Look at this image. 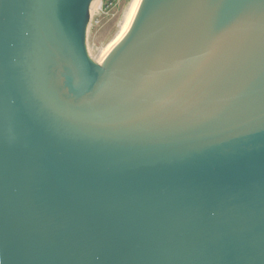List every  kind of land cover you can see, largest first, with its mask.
<instances>
[{"label":"water","instance_id":"95a60500","mask_svg":"<svg viewBox=\"0 0 264 264\" xmlns=\"http://www.w3.org/2000/svg\"><path fill=\"white\" fill-rule=\"evenodd\" d=\"M0 0V264H264V0Z\"/></svg>","mask_w":264,"mask_h":264},{"label":"rangeland","instance_id":"374dc122","mask_svg":"<svg viewBox=\"0 0 264 264\" xmlns=\"http://www.w3.org/2000/svg\"><path fill=\"white\" fill-rule=\"evenodd\" d=\"M133 0H120L117 6L107 15L94 9L88 30V50L91 57L98 61L109 43L116 37L126 21Z\"/></svg>","mask_w":264,"mask_h":264},{"label":"built area","instance_id":"2783aa9c","mask_svg":"<svg viewBox=\"0 0 264 264\" xmlns=\"http://www.w3.org/2000/svg\"><path fill=\"white\" fill-rule=\"evenodd\" d=\"M120 0H99L98 11L102 15H107L117 6Z\"/></svg>","mask_w":264,"mask_h":264},{"label":"bare ground","instance_id":"6f19581e","mask_svg":"<svg viewBox=\"0 0 264 264\" xmlns=\"http://www.w3.org/2000/svg\"><path fill=\"white\" fill-rule=\"evenodd\" d=\"M136 3H137V0H133L132 4H131V6H130V9H129V11H128L127 17H126V21H125V23L123 24L122 28L120 29L119 33L121 32V30L123 29L124 25L126 24V22H127L128 18H129V16L131 15V13H132V11H133V9H134ZM98 6H99V0H95L93 6H92V8H91V13L93 12L94 9L96 10V8H97ZM119 33H118V34H119ZM118 34L116 35V37L118 36ZM116 37H115V38H116ZM115 38L109 43V45L107 46V48H108V47L110 46V44L115 40ZM107 48L105 49V51L107 50ZM105 51H104V52H105ZM103 54H104V53H103Z\"/></svg>","mask_w":264,"mask_h":264}]
</instances>
